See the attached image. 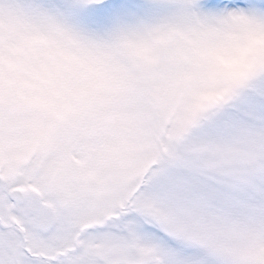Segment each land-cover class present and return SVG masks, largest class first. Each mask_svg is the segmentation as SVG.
Masks as SVG:
<instances>
[{"label":"snow or ice","instance_id":"6c2138e0","mask_svg":"<svg viewBox=\"0 0 264 264\" xmlns=\"http://www.w3.org/2000/svg\"><path fill=\"white\" fill-rule=\"evenodd\" d=\"M0 264H264V0H0Z\"/></svg>","mask_w":264,"mask_h":264}]
</instances>
